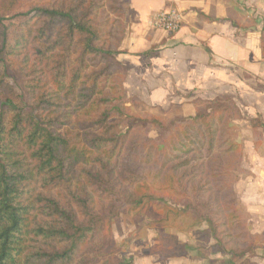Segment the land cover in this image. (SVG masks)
<instances>
[{
  "label": "trees",
  "instance_id": "trees-1",
  "mask_svg": "<svg viewBox=\"0 0 264 264\" xmlns=\"http://www.w3.org/2000/svg\"><path fill=\"white\" fill-rule=\"evenodd\" d=\"M123 2L0 0V264H133L115 257L122 211L182 223L227 264L259 242L233 193L244 173L235 98L192 99L190 117L175 105L134 112L143 104L126 95L118 59ZM196 18L252 27L234 15ZM261 48L264 58L263 39ZM247 122L257 146L264 125ZM157 239L151 255L186 254L175 235Z\"/></svg>",
  "mask_w": 264,
  "mask_h": 264
},
{
  "label": "crops",
  "instance_id": "crops-1",
  "mask_svg": "<svg viewBox=\"0 0 264 264\" xmlns=\"http://www.w3.org/2000/svg\"><path fill=\"white\" fill-rule=\"evenodd\" d=\"M126 8L127 28L118 59L127 68L128 97L139 99L151 111L179 106L190 117L192 99L230 95L244 118L236 122L239 127L257 116L264 125V0H128ZM169 9L183 15L176 33L148 27L154 13ZM197 12L239 16L251 21L252 27L241 30L230 22L199 21ZM150 50L155 55L145 58L143 54ZM248 147L251 152L241 164L246 173L237 174L233 192L247 216L250 234L259 242L242 262L264 264V152H260L264 133L257 146L250 137Z\"/></svg>",
  "mask_w": 264,
  "mask_h": 264
},
{
  "label": "rangeland",
  "instance_id": "rangeland-1",
  "mask_svg": "<svg viewBox=\"0 0 264 264\" xmlns=\"http://www.w3.org/2000/svg\"><path fill=\"white\" fill-rule=\"evenodd\" d=\"M127 1L128 0H124L122 5L126 13ZM127 21L128 16L126 20V28ZM16 101V103L19 104L18 100ZM141 103L143 105L133 104L132 110L134 112L148 111L154 114L159 113V111H151L143 102ZM240 128L241 133L238 141L240 142L239 144L242 149L243 159L244 156L245 158L248 157V153L251 152L248 147L251 135L248 125H245L244 127L242 125ZM260 152L263 154L264 148L261 149ZM244 173H246V171H244ZM244 173L243 175H245ZM235 201L239 207L236 197ZM158 214L159 212L155 213L149 211L146 214L135 216L126 211H122L120 217L113 224L116 259L130 260L133 264H227V259L225 257L210 252V244H205L204 246L200 245L195 230L186 228L182 223H178L175 227L167 228L151 225L152 221ZM159 234L175 235L178 239V244L185 246L186 254L181 258L168 260L161 259L159 255H151L150 250L160 244L157 239ZM243 263L245 264V262L241 261L238 264Z\"/></svg>",
  "mask_w": 264,
  "mask_h": 264
},
{
  "label": "built area",
  "instance_id": "built-area-1",
  "mask_svg": "<svg viewBox=\"0 0 264 264\" xmlns=\"http://www.w3.org/2000/svg\"><path fill=\"white\" fill-rule=\"evenodd\" d=\"M182 20L183 15L180 11L176 9L162 10L150 17L148 27L153 30H161L173 34L180 29Z\"/></svg>",
  "mask_w": 264,
  "mask_h": 264
}]
</instances>
